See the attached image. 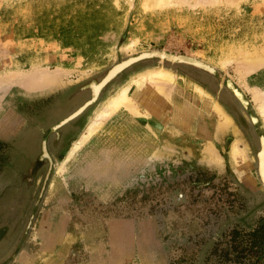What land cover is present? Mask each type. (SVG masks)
Returning <instances> with one entry per match:
<instances>
[{
	"label": "rangeland",
	"instance_id": "1",
	"mask_svg": "<svg viewBox=\"0 0 264 264\" xmlns=\"http://www.w3.org/2000/svg\"><path fill=\"white\" fill-rule=\"evenodd\" d=\"M187 3L145 9L143 0H0V264H264L257 173L264 124L243 84L264 88V66L244 77L239 62L264 49V0ZM144 52L200 60L214 71L141 58L56 127L92 99L93 85L114 65ZM160 65L203 86L232 124L216 134V114L199 116L192 131L167 136L173 150L155 164L151 128L160 133V122L121 110L73 151L122 84ZM45 74L60 76L61 85L42 88ZM236 139L247 162L234 161ZM139 140L149 141L147 151ZM208 142L219 163L204 157ZM53 181L59 191L51 196ZM43 217L66 218L65 229L45 227L34 239ZM43 232L54 238L44 253Z\"/></svg>",
	"mask_w": 264,
	"mask_h": 264
},
{
	"label": "bare ground",
	"instance_id": "2",
	"mask_svg": "<svg viewBox=\"0 0 264 264\" xmlns=\"http://www.w3.org/2000/svg\"><path fill=\"white\" fill-rule=\"evenodd\" d=\"M189 1L190 0H143L142 6L145 9L166 8L179 4H184ZM193 1L194 3H200V2L212 3V1L215 2L216 0H193ZM131 46H133V43L127 45L126 48L130 49ZM240 57H243L239 60V62L241 64L240 69L243 68L244 72L243 74L241 72V74L244 77L264 66V49H262L258 53L256 52L255 55L254 54L249 55L248 53L245 52V54L243 53ZM125 63L126 62L118 66H115L111 70L110 74L116 73L118 70L122 68L123 65H125ZM223 64H227L226 61L223 62ZM39 80L41 81L38 84L42 88L46 87L49 89L61 85L60 83L62 82L63 79L58 75L45 74ZM36 83L37 82L32 83L31 88L37 89L36 87L38 86V84L37 86L34 85ZM243 84L246 90L250 93L252 100L255 106L257 107V110L264 124V88H251L247 83L243 82ZM99 85L98 84L93 85L95 95H97V93L100 90ZM220 103L218 100L213 98V96L208 91H206V89L200 84L191 80L186 81L182 76L178 77V75L175 72L160 65L158 67L148 69L139 74H135L134 76L131 77V79H129L124 84H122L116 90V92L113 95H111L109 99L102 105V107L98 109L95 116L91 118L89 123L86 125V128L83 134L81 135L79 141L74 143L75 145L73 151L80 148L81 145H83L87 140H89L94 135V133L100 128H102L103 125L109 119H111L117 112L123 110L125 111L124 116H127L128 118H131V116L133 115L146 116L149 119L155 118L158 122H160L161 127L157 128V129L162 128V131L160 133H158V131H154L151 127L150 128L154 133L155 143H153V145L154 146L156 145L157 147L156 148L157 153L153 155L154 163L161 164L170 155L168 151L173 150V147L170 148L171 140L166 139L167 136L173 137L177 133H179V131H183V132L184 130L192 131L196 125L197 120L199 119V116L208 115L210 112L216 114L217 117L216 134L217 132L218 133L222 132L224 129H226L228 126L232 124L231 116L228 114V112L225 111L224 107ZM201 108L205 109V113L203 114L201 113L202 111ZM113 121H115V119ZM199 128L200 127H198V129ZM118 132L120 135H123L119 131V128H118ZM148 142L146 141L142 142V145L140 147L141 152L142 151L145 152L148 150V148L150 147L149 145H151ZM203 151H204V157H206L207 160H210L213 164L220 162V155L216 151V148L212 142H208L204 147ZM259 151L260 152L258 153L257 156V173L259 180L261 181L264 187V136L261 138ZM46 154H47V150H46ZM232 156L234 158L235 163H238L239 160L242 162L243 161L247 162L246 161L247 154L245 152V149L239 146L238 139H236V141L232 145ZM61 182L62 180L59 179L58 183ZM58 183L54 181L53 183H51L50 185L51 196H53L55 193H57V191H59ZM66 223H67L66 218H58L56 221H49L47 217L46 218L43 217L38 220L33 237L34 239H38L40 237L39 233L42 231V229H45V227L50 228L49 230L53 229L54 231L62 232L65 229L64 227ZM41 237L43 240L41 242L42 247L40 249H42L44 253L45 248L47 249L49 244L53 245V242L51 241H53L54 238L52 234L49 232H43L41 234ZM65 237L66 236L63 237V240H65ZM51 258L52 260H54V257ZM122 259H120L119 261H123ZM19 264H24V263L21 262ZM44 264H54V263L45 262Z\"/></svg>",
	"mask_w": 264,
	"mask_h": 264
},
{
	"label": "water",
	"instance_id": "3",
	"mask_svg": "<svg viewBox=\"0 0 264 264\" xmlns=\"http://www.w3.org/2000/svg\"><path fill=\"white\" fill-rule=\"evenodd\" d=\"M152 55H156V53H147V52H144V54L142 53V54H140V55H138V56H135V57H130L129 59H127V60H124V61H122V62H120V63H118V64H116V65H114L106 74H105V76L101 79V81H99L98 82V85L100 86V90H101V88L108 82V81H110L118 72H120L121 70H123L125 67H127L128 65H130L131 63H133V62H135V61H137V60H139V59H141V58H144V57H148V56H152ZM160 56H162V57H164L165 56V54H160ZM181 60V59H180ZM123 62H126L125 63V65H123L122 66V68L120 69V70H118L116 73H112V74H110V72H111V70L115 67V66H117V65H119V64H122ZM194 64H196V65H199V66H201V67H203V68H205V69H210L211 67L208 65V64H203V63H200V62H196V63H194ZM99 90V91H100ZM234 92H235V94H236V89L234 90ZM99 93V92H98ZM98 93H97V95H98ZM97 95H93V97H92V99L90 100V101H88L85 105H83L82 107H80V109L78 110V111H76L74 114H72L71 116H69V117H67V118H65V119H63V120H61L57 125H56V127H59L60 125H62V124H64V123H66L67 121H69L70 119H72V117H75L77 114H79L83 109H84V107H86V105H88V104H90V103H92L96 98H97ZM237 95V94H236ZM43 152H44V154L45 155H47L46 154V147H45V143L43 142ZM260 152V151H259ZM258 152V153H259ZM257 156H258V154H257Z\"/></svg>",
	"mask_w": 264,
	"mask_h": 264
},
{
	"label": "flooded vegetation",
	"instance_id": "4",
	"mask_svg": "<svg viewBox=\"0 0 264 264\" xmlns=\"http://www.w3.org/2000/svg\"><path fill=\"white\" fill-rule=\"evenodd\" d=\"M142 54V53H141ZM160 54H162V53H158V54H156L155 56H157V57H159L160 59H163V60H169V61H178V62H181V63H188V64H191V65H194V66H196V67H199V68H202V69H205V68H203V67H201V66H199V65H196V64H194V63H196V62H200V63H204V62H202V61H200V60H195V59H187V58H184V57H181V56H177V55H168V54H166L165 53V56L164 57H161L160 56ZM152 56H154V55H152ZM134 57V56H133ZM149 57V56H148ZM181 59V60H180ZM205 64V63H204ZM205 70H207V71H209V72H213L214 71V69L213 68H210V69H205ZM227 85H229V87H231V89L233 90V92H234V88L232 87V85H231V83L229 82ZM234 94H235V92H234ZM236 95V94H235ZM237 96V95H236ZM238 97V96H237ZM243 103H245L246 104V101L245 100H243L242 98H240V97H238ZM263 136L261 135L260 137H259V143H260V141H261V138H262ZM259 151V150H258ZM257 154H258V152H257ZM17 211V214H19L18 212H20L19 210H16ZM16 214V215H17ZM2 215H4V214H2ZM10 216V213L9 214H7V216ZM14 215V214H13ZM6 216V215H5ZM27 227H29V226H27ZM25 230L23 231V233H22V237L23 236H25ZM3 251V250H2Z\"/></svg>",
	"mask_w": 264,
	"mask_h": 264
},
{
	"label": "crops",
	"instance_id": "5",
	"mask_svg": "<svg viewBox=\"0 0 264 264\" xmlns=\"http://www.w3.org/2000/svg\"><path fill=\"white\" fill-rule=\"evenodd\" d=\"M123 126H121V127H119V131H120V128H122ZM140 141V140H139ZM139 144H141L142 145V142L140 141V143ZM90 263V261L88 262H83L82 264H89Z\"/></svg>",
	"mask_w": 264,
	"mask_h": 264
}]
</instances>
